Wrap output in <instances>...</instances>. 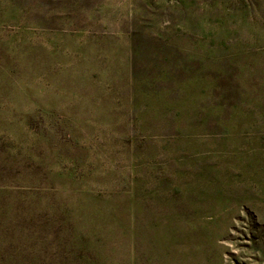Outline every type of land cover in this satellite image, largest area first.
I'll use <instances>...</instances> for the list:
<instances>
[{"label":"rangeland","instance_id":"374dc122","mask_svg":"<svg viewBox=\"0 0 264 264\" xmlns=\"http://www.w3.org/2000/svg\"><path fill=\"white\" fill-rule=\"evenodd\" d=\"M0 264H264V0H0Z\"/></svg>","mask_w":264,"mask_h":264}]
</instances>
